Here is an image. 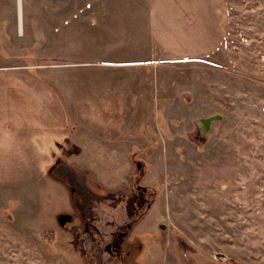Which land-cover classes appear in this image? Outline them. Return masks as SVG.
Returning <instances> with one entry per match:
<instances>
[{"label":"rangeland","instance_id":"rangeland-1","mask_svg":"<svg viewBox=\"0 0 264 264\" xmlns=\"http://www.w3.org/2000/svg\"><path fill=\"white\" fill-rule=\"evenodd\" d=\"M19 1L20 31L0 0V264H75L44 236L75 225L95 264H264V0H218L192 58L159 49L152 0Z\"/></svg>","mask_w":264,"mask_h":264},{"label":"crops","instance_id":"crops-1","mask_svg":"<svg viewBox=\"0 0 264 264\" xmlns=\"http://www.w3.org/2000/svg\"><path fill=\"white\" fill-rule=\"evenodd\" d=\"M149 21L159 49L181 58L208 53L222 35L218 0H152ZM132 63L101 62L113 67Z\"/></svg>","mask_w":264,"mask_h":264},{"label":"trees","instance_id":"trees-1","mask_svg":"<svg viewBox=\"0 0 264 264\" xmlns=\"http://www.w3.org/2000/svg\"><path fill=\"white\" fill-rule=\"evenodd\" d=\"M79 224H82V223H79ZM76 229H77V225H75V227L70 229L71 233L73 234L67 240H64L63 238H61V230L59 229L54 230L51 227L45 230L44 236L46 237V239H48L49 241L48 244H50V246H53L55 248V253L62 252L67 257L71 258V260L74 261L75 264H87V263L95 264L96 263L95 257H92V256L89 257L86 252H84L79 247L77 248L76 246L77 241L75 239ZM56 237H58V240L56 239ZM63 246H65L66 249H64Z\"/></svg>","mask_w":264,"mask_h":264},{"label":"bare ground","instance_id":"bare-ground-1","mask_svg":"<svg viewBox=\"0 0 264 264\" xmlns=\"http://www.w3.org/2000/svg\"><path fill=\"white\" fill-rule=\"evenodd\" d=\"M17 20H18V29L19 31L21 30V27H20V1L17 0Z\"/></svg>","mask_w":264,"mask_h":264},{"label":"water","instance_id":"water-1","mask_svg":"<svg viewBox=\"0 0 264 264\" xmlns=\"http://www.w3.org/2000/svg\"><path fill=\"white\" fill-rule=\"evenodd\" d=\"M215 117H217L216 114H214V115H209V116H206V117H203V118H201L200 120L203 121L205 124H207L211 119H213V118H215Z\"/></svg>","mask_w":264,"mask_h":264},{"label":"built area","instance_id":"built-area-1","mask_svg":"<svg viewBox=\"0 0 264 264\" xmlns=\"http://www.w3.org/2000/svg\"><path fill=\"white\" fill-rule=\"evenodd\" d=\"M214 257H219L221 260H226L227 259V256L226 255H214Z\"/></svg>","mask_w":264,"mask_h":264},{"label":"flooded vegetation","instance_id":"flooded-vegetation-1","mask_svg":"<svg viewBox=\"0 0 264 264\" xmlns=\"http://www.w3.org/2000/svg\"><path fill=\"white\" fill-rule=\"evenodd\" d=\"M144 199L142 198L140 201H143Z\"/></svg>","mask_w":264,"mask_h":264}]
</instances>
